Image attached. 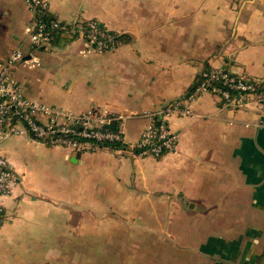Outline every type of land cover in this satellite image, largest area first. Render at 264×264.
Here are the masks:
<instances>
[{
    "label": "crops",
    "instance_id": "obj_1",
    "mask_svg": "<svg viewBox=\"0 0 264 264\" xmlns=\"http://www.w3.org/2000/svg\"><path fill=\"white\" fill-rule=\"evenodd\" d=\"M46 1L61 21L96 20L125 41L83 57L81 34L57 35L13 78L38 104L122 115L129 145L207 68L264 79V0ZM32 18L23 0H0V58L30 48ZM242 101L206 94L194 117L174 115L176 151L159 159L0 141L18 177L0 264H264V103Z\"/></svg>",
    "mask_w": 264,
    "mask_h": 264
},
{
    "label": "built area",
    "instance_id": "obj_2",
    "mask_svg": "<svg viewBox=\"0 0 264 264\" xmlns=\"http://www.w3.org/2000/svg\"><path fill=\"white\" fill-rule=\"evenodd\" d=\"M33 14L24 29L30 48L14 50L0 58V141L12 135H22L49 147H65L79 151H97L118 143L131 155L162 158L176 151L179 134L170 126L174 115L194 117L195 103L206 94L219 96L227 104L243 105V99L264 103V92L255 88L264 79H250L223 67L202 71L193 87L181 101L144 115L147 119L140 139L129 145L120 124L124 117L90 110L83 114L38 104L28 99L12 72L23 64L29 68L40 66L39 53L49 49L57 35L81 34L83 47L79 55L104 54L117 50L122 44L119 34L107 30L98 21L86 24L66 23L50 13L46 0H23ZM234 93L236 96H233ZM116 126L115 129H111ZM18 182L10 161L0 154V226L6 220L3 199L12 193Z\"/></svg>",
    "mask_w": 264,
    "mask_h": 264
},
{
    "label": "trees",
    "instance_id": "obj_3",
    "mask_svg": "<svg viewBox=\"0 0 264 264\" xmlns=\"http://www.w3.org/2000/svg\"><path fill=\"white\" fill-rule=\"evenodd\" d=\"M83 24H86V22L85 23H83ZM119 41L121 42V43H124V37H123V35H120L119 36ZM212 68H207V69H205V70H203V71H210ZM255 91H256V93L259 95L260 93H262V92H264V84H258L257 86H256V88H255ZM232 95L233 96H236L234 93H232ZM237 97V96H236ZM116 128V126H113V127H111V129L113 130V129H115ZM110 146H114V147H116V146H123V145H121V144H118V143H111V145Z\"/></svg>",
    "mask_w": 264,
    "mask_h": 264
},
{
    "label": "rangeland",
    "instance_id": "obj_4",
    "mask_svg": "<svg viewBox=\"0 0 264 264\" xmlns=\"http://www.w3.org/2000/svg\"><path fill=\"white\" fill-rule=\"evenodd\" d=\"M103 225V224H102ZM102 225H99V227L101 228V230H103L102 229ZM91 226V225H90ZM109 227H111V225H105V231H107V229H109Z\"/></svg>",
    "mask_w": 264,
    "mask_h": 264
}]
</instances>
